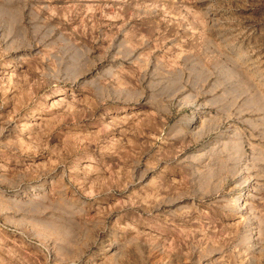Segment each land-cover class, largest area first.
Instances as JSON below:
<instances>
[{
    "label": "rangeland",
    "instance_id": "374dc122",
    "mask_svg": "<svg viewBox=\"0 0 264 264\" xmlns=\"http://www.w3.org/2000/svg\"><path fill=\"white\" fill-rule=\"evenodd\" d=\"M0 264H264V0H0Z\"/></svg>",
    "mask_w": 264,
    "mask_h": 264
}]
</instances>
